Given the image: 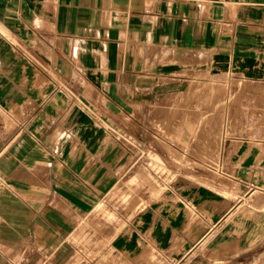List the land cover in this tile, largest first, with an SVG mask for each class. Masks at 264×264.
<instances>
[{
    "label": "crops",
    "instance_id": "1",
    "mask_svg": "<svg viewBox=\"0 0 264 264\" xmlns=\"http://www.w3.org/2000/svg\"><path fill=\"white\" fill-rule=\"evenodd\" d=\"M186 54L264 82V0H0V264L59 257L106 193L113 99L181 92ZM244 152L237 185L168 186L84 264H264V156Z\"/></svg>",
    "mask_w": 264,
    "mask_h": 264
},
{
    "label": "rangeland",
    "instance_id": "2",
    "mask_svg": "<svg viewBox=\"0 0 264 264\" xmlns=\"http://www.w3.org/2000/svg\"><path fill=\"white\" fill-rule=\"evenodd\" d=\"M181 61L186 80L181 92L147 104L113 99L124 109L117 115L122 128L108 129L107 161L94 163L106 193L58 243L59 257L38 264L88 263L168 186L237 185L229 175L244 151L264 156V82L211 75L206 58L186 54ZM68 248L75 250V259L67 261Z\"/></svg>",
    "mask_w": 264,
    "mask_h": 264
},
{
    "label": "bare ground",
    "instance_id": "3",
    "mask_svg": "<svg viewBox=\"0 0 264 264\" xmlns=\"http://www.w3.org/2000/svg\"><path fill=\"white\" fill-rule=\"evenodd\" d=\"M211 82H213V81H211ZM211 82H209L208 84L211 85ZM261 92H262V94H264V90H262Z\"/></svg>",
    "mask_w": 264,
    "mask_h": 264
}]
</instances>
